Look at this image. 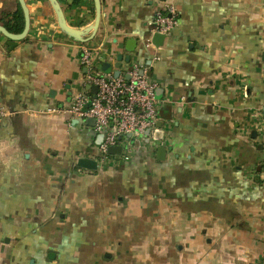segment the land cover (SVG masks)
Wrapping results in <instances>:
<instances>
[{"label": "crops", "instance_id": "0c3cea01", "mask_svg": "<svg viewBox=\"0 0 264 264\" xmlns=\"http://www.w3.org/2000/svg\"><path fill=\"white\" fill-rule=\"evenodd\" d=\"M57 2L70 27L93 23V0ZM100 3L85 43L48 0H25L23 40L0 35V264H264V0ZM166 4L177 24L152 49ZM134 65L160 84L162 143L99 163L87 119L47 110Z\"/></svg>", "mask_w": 264, "mask_h": 264}, {"label": "built area", "instance_id": "2783aa9c", "mask_svg": "<svg viewBox=\"0 0 264 264\" xmlns=\"http://www.w3.org/2000/svg\"><path fill=\"white\" fill-rule=\"evenodd\" d=\"M176 24L174 6L166 4L163 11L155 14L150 26L154 35L166 36ZM147 47L158 48L151 38L147 40ZM152 60L157 61L159 57L154 55ZM80 63L86 69L91 66V53L87 48L82 49ZM86 83L88 87H97L94 95L76 93L62 108H50L47 112L60 111L76 119H93V131L101 137L99 163L110 156L108 149L111 147L119 146L121 152L114 156L127 162L144 150L152 153V148L162 143V140L154 139L161 107L160 84L147 73L146 68L134 65L117 77L88 74ZM10 115V111L0 107V121Z\"/></svg>", "mask_w": 264, "mask_h": 264}, {"label": "water", "instance_id": "95a60500", "mask_svg": "<svg viewBox=\"0 0 264 264\" xmlns=\"http://www.w3.org/2000/svg\"><path fill=\"white\" fill-rule=\"evenodd\" d=\"M17 2L22 10L23 18H24V27H23L22 32L19 34H13V33L8 32L3 26L0 25V35L12 41L23 40L26 37L28 28H29V14H28V9L25 4V0H17ZM48 2L50 3L55 13L58 28L60 29L62 33H64L67 37L79 43H85L92 39V37L97 31L98 24L100 21V10H101L100 0H93L94 10H95L94 21L91 25L87 26L84 29L72 28L66 23L63 12L57 0H48ZM165 38L166 37L164 35L155 34L152 38V43L156 47H161ZM119 74H120V71H117L114 77H117ZM87 89H90L93 95L97 91L96 86L87 87ZM87 122H89L91 126H94L95 122L93 119H87ZM157 127L158 129L154 133V139L161 140L163 136V132L159 129L161 127L160 125L157 124ZM146 134H148V132H146ZM120 152H121V148L119 146L111 147L108 149L109 155H118L120 154ZM163 154H164V149L159 148L157 150L158 159L160 158V155H163ZM77 166L79 168L86 169V170H96L97 169V163L94 160H91L88 158H80L77 161Z\"/></svg>", "mask_w": 264, "mask_h": 264}, {"label": "trees", "instance_id": "16d2710c", "mask_svg": "<svg viewBox=\"0 0 264 264\" xmlns=\"http://www.w3.org/2000/svg\"><path fill=\"white\" fill-rule=\"evenodd\" d=\"M0 25L3 26L8 32L13 34H19L22 32L24 27V18L18 2L17 8L14 12L9 14L3 13L1 15Z\"/></svg>", "mask_w": 264, "mask_h": 264}]
</instances>
